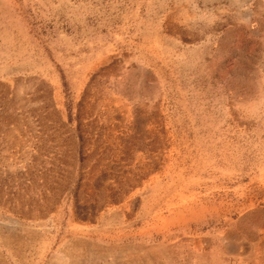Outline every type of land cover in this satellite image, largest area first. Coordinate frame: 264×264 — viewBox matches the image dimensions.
Listing matches in <instances>:
<instances>
[{"label":"rangeland","instance_id":"1","mask_svg":"<svg viewBox=\"0 0 264 264\" xmlns=\"http://www.w3.org/2000/svg\"><path fill=\"white\" fill-rule=\"evenodd\" d=\"M0 264H264V0H0Z\"/></svg>","mask_w":264,"mask_h":264}]
</instances>
